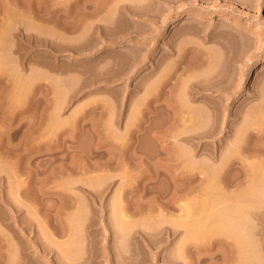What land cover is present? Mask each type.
Masks as SVG:
<instances>
[{
    "label": "rangeland",
    "instance_id": "1",
    "mask_svg": "<svg viewBox=\"0 0 264 264\" xmlns=\"http://www.w3.org/2000/svg\"><path fill=\"white\" fill-rule=\"evenodd\" d=\"M263 59L264 0H0V264H264Z\"/></svg>",
    "mask_w": 264,
    "mask_h": 264
},
{
    "label": "bare ground",
    "instance_id": "2",
    "mask_svg": "<svg viewBox=\"0 0 264 264\" xmlns=\"http://www.w3.org/2000/svg\"><path fill=\"white\" fill-rule=\"evenodd\" d=\"M127 7V10L129 11L128 12V14H132L135 10H136V7H132V6H126ZM135 8V9H134ZM138 8V7H137ZM133 9H134V11H133ZM259 68H260V70H259V72L260 71H262L263 69H264V59L260 62V64H259V66H258ZM251 76H253V71L252 72H250V77ZM161 80V79H160ZM163 83V82H162ZM162 83L160 84V85H158V88H160V89H162L163 88V85H162ZM157 88V89H158ZM156 89V88H155ZM158 91L160 92V90L158 89ZM200 91H201V87L200 86H198L197 85V93H200ZM158 92V93H159ZM161 94H162V90H161ZM160 93L159 94H157V98H155V100L157 99V100H159L160 99V95H161ZM168 105H166V107H167V109L168 108H170L172 105L170 104L169 105V102L167 103ZM256 135V134H255ZM264 137V130L262 131H258L257 132V136H255V137H258V138H260V137ZM252 137V136H251ZM240 145V144H239ZM247 146V145H246ZM237 147V146H236ZM238 147H240V146H238ZM248 149V148H247ZM263 149V148H262ZM259 151H261L260 149H259ZM261 152H263V151H261ZM263 154H264V152H263ZM233 161V160H232ZM234 162V161H233ZM233 164V163H232ZM230 165H231V163H230ZM230 168V167H229ZM238 209V208H237ZM241 211V210H240ZM236 215H237V213H236ZM241 215V214H240ZM242 216H244V215H242ZM237 219V218H236ZM242 219H243V217H242ZM241 219V220H242ZM122 223V222H121ZM184 227V226H183ZM200 231H201V229H199ZM205 231V230H204ZM170 233H172L171 231H170ZM169 233V234H170ZM175 233V232H174ZM201 233H204V232H201ZM210 233V232H209ZM209 233H207V234H209ZM212 233H213V231H212ZM223 233V232H222ZM228 233V232H227ZM232 233H234V232H232ZM114 234V233H113ZM146 234V233H145ZM145 234H143V231H142V239H146V237H148V236H146ZM148 234V233H147ZM173 234V233H172ZM225 234V233H224ZM238 234L239 233H237V235H231V236H228V238L227 239H225V237H224V239H219V238H217V239H212V245H209V247L207 246H205V243H204V241H203V239H202V241H203V244L201 245V243L202 242H200V244H198V243H195V245H192V247H194L195 249H196V251L195 252H199L201 249H202V247H206L205 248V250H210L209 248H213L216 244L218 245H224V246H227L228 247V250L230 249V251L231 252H227V253H224V251H221V252H223L220 256L218 255V256H212V254H211V256L210 257H207V258H200L198 255V257H197V259H196V264H203V263H205V262H208V261H210V262H215L216 260H218V259H220L221 261L223 260L224 262H226L225 264H237L238 263V259H239V257L241 256V258L240 259H242L243 258V260L245 261L246 259H244V258H248L249 257V255H250V251H249V249L247 248V247H249V245H248V242H250V241H248L249 240V236H248V234L247 235H245L246 237L248 236V239H247V241H246V238L243 236V238L242 237H240V236H238ZM197 235H198V231H197ZM205 235H206V232H205ZM211 235V234H210ZM229 235H230V233H229ZM244 235V234H243ZM116 236V235H115ZM115 236H114V238H115ZM192 237H193V235H191ZM200 236H201V234H200ZM215 236V235H214ZM221 236V235H220ZM225 236V235H224ZM238 238H237V237ZM91 237V236H90ZM93 237V236H92ZM109 237V236H108ZM105 238H106V236H105ZM112 238H113V235H112ZM203 238H204V234H203ZM206 238V237H205ZM239 238H240V240H239ZM264 238V237H263ZM91 239V238H90ZM107 239V238H106ZM116 239V238H115ZM115 239H112L113 241L115 240ZM187 239V238H186ZM239 241H238V240ZM147 240H149V238H147L146 239V241ZM189 240V239H188ZM244 240H245V242L246 243H243L244 242ZM94 241L96 242V240H95V237H94ZM94 241H92V242H94ZM112 241V242H113ZM118 241V240H117ZM116 241V242H117ZM151 241V240H150ZM190 241V240H189ZM192 241H193V239H192ZM195 241H196V238H195ZM206 241V240H205ZM208 241V240H207ZM210 241V240H209ZM238 243H237V242ZM242 241V242H241ZM91 242V241H90ZM91 242V243H92ZM109 242V241H108ZM142 242V241H141ZM185 242V241H184ZM184 242H183V249L184 250H188L189 249V246H187L186 244H184ZM187 242V241H186ZM185 242V243H186ZM197 242H198V240H197ZM115 243V242H114ZM148 243H149V241H148ZM194 243V242H193ZM207 243V242H206ZM211 243V242H210ZM239 243H240V245H239ZM111 244V242L109 243V245ZM187 244H188V242H187ZM209 244V243H208ZM240 246V248H243V252H241V251H239V250H241L239 247H238V245ZM246 244H247V247H246ZM112 245H114L113 243H112ZM181 245H182V243H181ZM116 246V245H115ZM107 247L109 248H104V250H103V256H105V260H106V264H120V260L121 259H119V256H118V252H117V250H116V248L113 246H111L110 245V247L107 245ZM145 247H146V245H145ZM152 247V246H151ZM221 247V246H220ZM219 247V248H220ZM91 248V247H90ZM103 248V247H102ZM147 248V247H146ZM182 247H180L179 249H181ZM218 248V247H217ZM50 249V248H49ZM148 249V248H147ZM182 249V250H183ZM238 249V250H237ZM247 250V251H244V250ZM42 250V249H41ZM92 249H90V264H101L100 263V260H97V255H95L94 256V254H92V251H91ZM216 250V249H215ZM181 251V250H180ZM202 251V250H201ZM226 251H227V248H226ZM232 251H234V253H235V251L238 253V254H233L232 253ZM239 251V252H238ZM249 251V252H248ZM189 252V251H188ZM183 253V252H182ZM184 253H185V251H184ZM202 253V252H201ZM203 253H205V251L203 252ZM194 254V253H193ZM242 254H243V256H242ZM181 255V254H180ZM196 255V254H195ZM194 255V256H195ZM201 255V254H200ZM205 255V254H204ZM44 256V255H43ZM43 256H42V258H43ZM59 256V255H58ZM64 256V255H63ZM192 256V255H191ZM261 256H262V254H261ZM16 257V256H15ZM41 257V256H40ZM45 257V256H44ZM47 257V256H46ZM57 257V256H56ZM60 257H62V256H60ZM168 257V256H167ZM166 256H163V259H166L167 258ZM180 257V256H179ZM179 257H175V258H173V259H171V258H169L170 259V261L171 260H173V261H178L179 260ZM181 257H182V255H181ZM190 257V256H189ZM18 258V257H17ZM83 258V257H82ZM184 258V257H183ZM251 258V257H250ZM250 258L248 259V260H250ZM263 258H264V252H263ZM56 260L54 261V260H52V261H50V258H47V262H48V264H86V262L87 261H83L82 259H81V257H80V259L79 258H73V260H71V258L69 257V259L68 258H62L61 260H57L58 258H55ZM74 259H76V260H74ZM194 259V258H193ZM17 260V259H16ZM19 260V259H18ZM17 260V262H19ZM248 260H246V261H248ZM222 261V262H223ZM242 261V260H241ZM244 261H243V263H244ZM251 261V260H250ZM210 262L208 263V264H210ZM122 263V262H121ZM176 263V262H175ZM240 264H241V262H239ZM248 264H249V262H247ZM252 263V262H251ZM213 264H215V263H213ZM217 264V263H216Z\"/></svg>",
    "mask_w": 264,
    "mask_h": 264
}]
</instances>
